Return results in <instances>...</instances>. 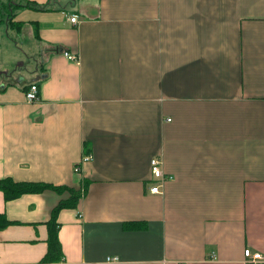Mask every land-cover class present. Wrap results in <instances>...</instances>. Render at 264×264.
<instances>
[{
    "label": "crops",
    "instance_id": "1",
    "mask_svg": "<svg viewBox=\"0 0 264 264\" xmlns=\"http://www.w3.org/2000/svg\"><path fill=\"white\" fill-rule=\"evenodd\" d=\"M17 1L39 7L5 23L36 41L38 70L0 79V179L80 188L57 215V264L264 257V0ZM153 158L171 177L160 193ZM67 198L0 191V264H38Z\"/></svg>",
    "mask_w": 264,
    "mask_h": 264
},
{
    "label": "trees",
    "instance_id": "2",
    "mask_svg": "<svg viewBox=\"0 0 264 264\" xmlns=\"http://www.w3.org/2000/svg\"><path fill=\"white\" fill-rule=\"evenodd\" d=\"M11 4V3H10ZM9 3L6 4L5 9V23L9 28H20L21 22H16L13 20V9L18 7H29L37 8L36 4L31 1H24L23 4L15 3V7ZM5 5V2H3ZM8 8V9H7ZM36 37L37 34L34 33ZM166 175V174H165ZM167 176V175H166ZM46 190H52L57 194H62L63 192H68V198L65 200H60L56 207L52 210L50 219L46 222L47 227V237H46V250L38 264H57L63 260V253L61 249V244L58 238L59 224L57 223L58 212L63 208L77 207V203L80 199V188H69L64 185H52L43 182H18L14 181L10 177H5L0 179V191L3 193L5 201H10L18 198L24 194H37ZM9 225V221L5 218L3 214H0V231ZM145 225L143 222H132L125 224V228H137L142 229Z\"/></svg>",
    "mask_w": 264,
    "mask_h": 264
},
{
    "label": "rangeland",
    "instance_id": "3",
    "mask_svg": "<svg viewBox=\"0 0 264 264\" xmlns=\"http://www.w3.org/2000/svg\"><path fill=\"white\" fill-rule=\"evenodd\" d=\"M86 2L89 3V1ZM8 3H11L10 5L14 8L20 2L17 0H0V79L18 78L17 76H20L23 77V84L28 85L32 74L38 70L36 65L38 49L35 47L37 43L34 41L28 44L23 35L19 36L16 32L6 28L4 8ZM13 10L16 11L15 8ZM20 61L22 64L16 65Z\"/></svg>",
    "mask_w": 264,
    "mask_h": 264
},
{
    "label": "built area",
    "instance_id": "4",
    "mask_svg": "<svg viewBox=\"0 0 264 264\" xmlns=\"http://www.w3.org/2000/svg\"><path fill=\"white\" fill-rule=\"evenodd\" d=\"M77 15H72L69 20L72 23L77 22ZM64 55L67 57V59L76 61L77 57L75 55L69 54L68 52H63ZM39 98L38 96V86L36 84H30L29 87L27 88L25 92V99L27 102H33L37 101ZM92 159L91 155H85L83 158L80 160L79 163H77L74 168L73 172L78 174L80 173V168L81 165L84 163L89 162ZM150 169H151V174L154 179L158 181L157 185H154L153 187L150 188L151 193H160V188L163 185V183L167 180H169L171 177L166 176L165 173L162 170V162L161 159L159 158H153L150 160ZM244 256L246 259V262L248 264H263L264 263V257L258 253V252H251L249 249L244 250ZM106 262L108 263H115L118 262L117 257H107Z\"/></svg>",
    "mask_w": 264,
    "mask_h": 264
},
{
    "label": "water",
    "instance_id": "5",
    "mask_svg": "<svg viewBox=\"0 0 264 264\" xmlns=\"http://www.w3.org/2000/svg\"><path fill=\"white\" fill-rule=\"evenodd\" d=\"M62 51V50H61Z\"/></svg>",
    "mask_w": 264,
    "mask_h": 264
}]
</instances>
